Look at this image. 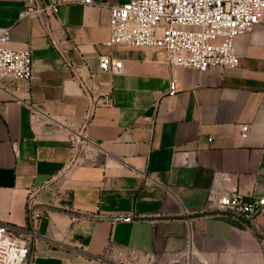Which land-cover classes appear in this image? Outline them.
I'll return each instance as SVG.
<instances>
[{
    "label": "crops",
    "instance_id": "1",
    "mask_svg": "<svg viewBox=\"0 0 264 264\" xmlns=\"http://www.w3.org/2000/svg\"><path fill=\"white\" fill-rule=\"evenodd\" d=\"M127 3L0 0L4 46L32 58L30 81L0 78V224L31 229L29 264H264V208L254 228L215 210L264 199V24L235 38L236 68L199 74L107 46Z\"/></svg>",
    "mask_w": 264,
    "mask_h": 264
},
{
    "label": "built area",
    "instance_id": "2",
    "mask_svg": "<svg viewBox=\"0 0 264 264\" xmlns=\"http://www.w3.org/2000/svg\"><path fill=\"white\" fill-rule=\"evenodd\" d=\"M33 0H22L21 17L33 14H57L62 5H92V0H60L40 9L29 8ZM264 0H128L122 6L109 8V38L107 46L125 45L135 48L157 49L164 52L165 64L170 69H188L199 74L211 68L234 69L238 58L234 40L264 24ZM9 30H0V78L28 82L32 76V58L28 49L14 50L4 45ZM102 72L119 74L120 61L109 57L99 59ZM172 84L168 96H175ZM110 98L100 104L109 106ZM248 126L239 127L245 139ZM210 200V199H209ZM264 208V199L246 200L237 194L221 196L216 214L236 219L254 228L256 216ZM39 214L29 209L30 225ZM130 221V217L122 218ZM20 238H19V237ZM36 236L31 229L19 230L0 224V264H29Z\"/></svg>",
    "mask_w": 264,
    "mask_h": 264
},
{
    "label": "rangeland",
    "instance_id": "3",
    "mask_svg": "<svg viewBox=\"0 0 264 264\" xmlns=\"http://www.w3.org/2000/svg\"><path fill=\"white\" fill-rule=\"evenodd\" d=\"M19 237V236H18ZM20 238V237H19Z\"/></svg>",
    "mask_w": 264,
    "mask_h": 264
}]
</instances>
